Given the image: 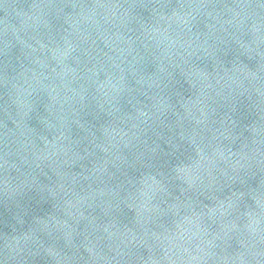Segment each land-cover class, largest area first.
<instances>
[{"label": "water", "instance_id": "obj_1", "mask_svg": "<svg viewBox=\"0 0 264 264\" xmlns=\"http://www.w3.org/2000/svg\"><path fill=\"white\" fill-rule=\"evenodd\" d=\"M0 264H264V0H0Z\"/></svg>", "mask_w": 264, "mask_h": 264}]
</instances>
